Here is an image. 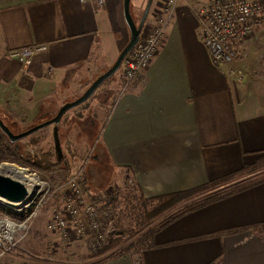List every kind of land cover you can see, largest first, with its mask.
Instances as JSON below:
<instances>
[{"label":"crops","instance_id":"obj_1","mask_svg":"<svg viewBox=\"0 0 264 264\" xmlns=\"http://www.w3.org/2000/svg\"><path fill=\"white\" fill-rule=\"evenodd\" d=\"M133 1L140 13L148 0ZM209 1L178 0L164 44L123 95V75H117L97 141L113 177L109 182L99 166L95 192L106 193L112 183L120 198L129 178L145 198L159 197L220 181L264 159V26L237 61L216 67L193 12ZM123 5L0 0V111L26 129L81 97L129 43ZM37 45L48 50L28 67L8 57ZM255 174L214 192L256 180ZM153 245L98 264H264V180L181 217Z\"/></svg>","mask_w":264,"mask_h":264},{"label":"built area","instance_id":"obj_2","mask_svg":"<svg viewBox=\"0 0 264 264\" xmlns=\"http://www.w3.org/2000/svg\"><path fill=\"white\" fill-rule=\"evenodd\" d=\"M79 1L100 7L107 4V0ZM177 3L178 0H165L162 3L153 24L144 27L137 46L124 59L121 68V95L149 68L164 44ZM193 12L198 21L200 39L216 67L237 61L245 42L264 26V4L261 1L210 0L193 6ZM47 50L46 45H37L13 50L8 57L28 67L36 54ZM24 170L38 181L31 187L30 192L26 187L29 193L25 199L29 200L27 204L15 211L0 205L1 209L16 215L0 216V264H16L6 260L29 235L40 208L55 195L61 196L63 206L55 211L48 223L47 229L52 233H59L69 241L70 232L73 231L79 238H88L90 243L92 241L91 245L98 249L116 232L113 225V203L119 198V191L116 190V197H110L107 193H93L82 172L76 173L66 183L56 187L43 181L36 173ZM128 183L132 184L133 181L129 180Z\"/></svg>","mask_w":264,"mask_h":264},{"label":"rangeland","instance_id":"obj_3","mask_svg":"<svg viewBox=\"0 0 264 264\" xmlns=\"http://www.w3.org/2000/svg\"><path fill=\"white\" fill-rule=\"evenodd\" d=\"M159 1L160 0L153 1L147 23L151 20L153 10ZM146 6L142 8L140 13L136 11L134 1L130 6L132 17L138 25ZM120 72L123 75V72L120 70L108 80L95 96L91 98L87 108H76L64 116L59 126L60 140L63 150V159L61 161H59V159L58 161L57 159L55 160L56 152L53 140V126H51L16 143L20 147L19 151H17V153L15 151L12 153L5 152L4 155H2L0 166L13 165L19 168L28 169L29 171L36 173L43 181L56 187L66 183L68 178L76 173L82 172L83 176L86 177L87 186L92 192L96 191L95 183L98 182L96 170L99 166H104L106 177L109 182H112L111 178L113 176L111 175L109 160L104 154H100V145L97 141H99L105 122V116L108 111V107L106 106L114 101V97H112V102L108 101L111 96L108 91H110V87L113 86V83ZM72 98L73 97L70 99L72 100ZM105 99L108 102L107 104L104 102ZM75 100L76 99L73 101ZM3 112L0 111V117L14 134H20L50 120L51 118L53 119L57 114L56 113L48 119H43L39 121L38 124L25 129L19 125V123L16 124L9 114ZM94 114L96 116H93ZM0 133L2 132L0 131ZM253 167L256 169V172H258V174H255L256 172H254L253 174H255V176L253 177L259 178L264 176V160H258ZM90 172L91 175H89ZM88 176L91 177V182H93V184H89ZM129 180L131 179L125 178V185L127 187L131 185L128 183ZM110 184L111 185L106 193L110 197H116V189H114V186L112 187V183ZM125 188L126 187H124V190ZM123 191L122 193H124ZM93 193L99 194L103 192L98 191ZM210 194L214 195L216 192L213 191L209 194L171 206L164 214L161 213V215L155 217L158 219H155V221L153 220V222L157 223L169 219L180 209L205 199ZM141 205L138 203V209L143 208L140 207ZM62 206L63 199L60 195L53 196L45 205H43L33 221L29 235L11 252L6 261L16 264H98L125 254L135 255L140 252L139 247L144 248V244L141 245L140 241H142V235L146 233L148 228H140V226L145 225L146 222L143 214V217H141V215L138 217L140 226L134 224V222L128 219L127 216H115L113 225L116 232L107 239L106 243L101 248L96 249L95 246L93 247L91 245L92 241L90 243L88 238H79L73 231L70 232L68 241L67 239H64L61 234L52 233L47 229L48 223L53 217V214L57 209H61ZM156 206V204H152L147 208L153 212ZM1 215L13 216L15 214L5 211L0 207V216ZM115 223L117 227L115 226ZM132 246L134 247L131 248Z\"/></svg>","mask_w":264,"mask_h":264},{"label":"trees","instance_id":"obj_4","mask_svg":"<svg viewBox=\"0 0 264 264\" xmlns=\"http://www.w3.org/2000/svg\"><path fill=\"white\" fill-rule=\"evenodd\" d=\"M80 107L87 108L88 102H86L85 104H83ZM109 108L110 107H108V109ZM93 116H96V115L94 114ZM94 119H95V117H94ZM59 136H60V131H59ZM8 141H9L8 138L4 134L0 133V162L2 161L1 160L2 155H4L5 152L12 153L15 151L17 153V151H19V149H20V147L17 144H12L11 142H8ZM7 143H9V144H7ZM55 156H56L55 160L57 159V161H58V157L56 154H55ZM51 162H55V161H51ZM254 172H256V169H254V167L253 168L247 167L243 171L235 173V174H233V175H231L225 179H222L220 181H216L214 183L206 184V185L198 187L196 189H192V190H188V191H184V192H179V193H173V194L164 195V196H159V197H152V198H145L142 194L140 186L137 185L136 182H133L130 186L125 188V190L123 191L124 193H122V197L117 198L114 201L113 208H114L115 216H117V217H119V215L120 216H127L128 219L132 220V222H134V224H136V225L140 224L138 221L139 220L138 217L140 215H141V217L144 216V219L146 221L145 225H143V226L139 225V226L141 229L146 227V228H148V230L146 231V233H144V235H142V241H140L141 245L144 244V248L139 247V250L141 252L147 248H151L152 246H154L153 245L154 236L159 231H161L162 229H164L168 225L172 224L176 220L180 219L181 217H183V216H185V215H187V214H189V213H191V212H193V211H195V210H197L203 206H206L209 203H212L213 201H216L222 197H225L227 195H230V194L236 193L240 190H243L246 187L251 186L252 184L261 182L264 180V176H261V177L257 178L256 180L249 181L246 184H242V185L236 186L232 189H228V190L223 191L221 193H216L214 195H208L205 199H202V200L197 201L193 204L185 206L184 208L180 209L177 213L172 215L169 219H165L164 221L155 223V222H153V220L155 221V219H156L155 217H157L158 215H161V213L164 214L165 211H167L171 206L189 201L193 198H197V197L209 194L221 186H225V185H227L231 182H234V181H236L242 177H245L247 175H251ZM89 175H91V172ZM88 181H89V184L90 183L93 184V182H91L92 181L91 177H89ZM138 203L140 205L142 203V205L140 206L141 208L143 207L142 209H138V207H137ZM152 204L157 205L155 207V209L153 210V212H151L150 209L147 208L148 206H151ZM142 214H143V216H142ZM153 223H155V224H153ZM115 226L117 227L116 223H115ZM133 247L134 246H132L131 248H133Z\"/></svg>","mask_w":264,"mask_h":264},{"label":"water","instance_id":"obj_5","mask_svg":"<svg viewBox=\"0 0 264 264\" xmlns=\"http://www.w3.org/2000/svg\"><path fill=\"white\" fill-rule=\"evenodd\" d=\"M152 3H153V0L148 1L146 9L138 25L134 21L131 11H130L131 0H124L123 12H124V18H125L126 24L130 32L129 43L122 50L118 59L113 64V66L109 70H107L105 73L100 75L89 86V88L83 93L81 97H79L73 102L64 104L59 109L58 113L53 119H50L42 124L32 127L28 129L27 131L22 132L20 134H14L6 126V124L3 122V120L0 117V131L8 138V140L12 144H16L26 139L27 137L33 134H36L37 132L43 129L53 126V140H54L55 152H56V155L58 156L59 161H61L63 159V150H62L61 140L59 136V126L64 116L68 112L88 102L95 95V93L103 86V84H105L108 80H110L114 75H116L121 70L124 59L137 46L140 40V36L148 20V16L150 13ZM27 197H28V191L22 182L13 179L10 176L0 174V198H3L11 203H20V202H23Z\"/></svg>","mask_w":264,"mask_h":264},{"label":"bare ground","instance_id":"obj_6","mask_svg":"<svg viewBox=\"0 0 264 264\" xmlns=\"http://www.w3.org/2000/svg\"><path fill=\"white\" fill-rule=\"evenodd\" d=\"M0 174L10 176L11 178L22 182L25 185V187L28 188L29 192L31 191V187L38 181L37 179L32 177V175L29 174L26 170L13 166V165L0 166ZM28 196H29V193H28ZM28 202L29 200H24L23 202H20V203H11L3 198H0V205L4 207L5 209L11 210V211H15L19 207L27 204Z\"/></svg>","mask_w":264,"mask_h":264}]
</instances>
